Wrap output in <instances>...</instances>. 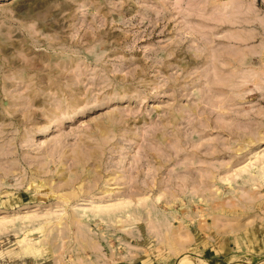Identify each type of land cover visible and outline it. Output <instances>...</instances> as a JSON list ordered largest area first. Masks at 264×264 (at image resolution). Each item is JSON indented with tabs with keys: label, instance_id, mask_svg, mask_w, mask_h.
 Instances as JSON below:
<instances>
[{
	"label": "rangeland",
	"instance_id": "1",
	"mask_svg": "<svg viewBox=\"0 0 264 264\" xmlns=\"http://www.w3.org/2000/svg\"><path fill=\"white\" fill-rule=\"evenodd\" d=\"M236 263L264 264V0H0V264Z\"/></svg>",
	"mask_w": 264,
	"mask_h": 264
},
{
	"label": "crops",
	"instance_id": "2",
	"mask_svg": "<svg viewBox=\"0 0 264 264\" xmlns=\"http://www.w3.org/2000/svg\"><path fill=\"white\" fill-rule=\"evenodd\" d=\"M230 250H231V248H230Z\"/></svg>",
	"mask_w": 264,
	"mask_h": 264
},
{
	"label": "bare ground",
	"instance_id": "3",
	"mask_svg": "<svg viewBox=\"0 0 264 264\" xmlns=\"http://www.w3.org/2000/svg\"><path fill=\"white\" fill-rule=\"evenodd\" d=\"M237 264V263H236Z\"/></svg>",
	"mask_w": 264,
	"mask_h": 264
}]
</instances>
